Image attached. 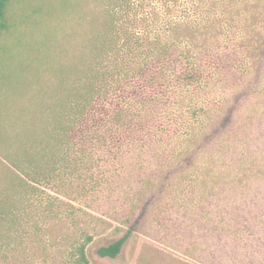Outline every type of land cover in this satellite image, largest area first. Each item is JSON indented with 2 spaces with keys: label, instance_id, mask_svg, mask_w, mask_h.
I'll return each instance as SVG.
<instances>
[{
  "label": "rangeland",
  "instance_id": "374dc122",
  "mask_svg": "<svg viewBox=\"0 0 264 264\" xmlns=\"http://www.w3.org/2000/svg\"><path fill=\"white\" fill-rule=\"evenodd\" d=\"M103 1L7 3L0 35V264H71L70 253L88 236V264H264V95L247 97L249 76L221 74L202 96V121L187 133L210 129L227 108L222 98L234 102L236 95L239 105L231 122L210 129L214 136L189 139V154L186 148L172 160V148L186 145L173 134L151 145L146 158L128 145L121 148L125 158L103 154L92 135L120 127L130 142L151 137L148 127L160 120L145 111L139 120L105 124L98 119L107 116L98 114L93 124L88 104L73 107L72 85L95 43ZM107 161L113 173H103ZM171 162L172 171L162 172ZM126 231L116 257L97 255Z\"/></svg>",
  "mask_w": 264,
  "mask_h": 264
},
{
  "label": "trees",
  "instance_id": "16d2710c",
  "mask_svg": "<svg viewBox=\"0 0 264 264\" xmlns=\"http://www.w3.org/2000/svg\"><path fill=\"white\" fill-rule=\"evenodd\" d=\"M9 1L0 0V35L7 27ZM100 13L92 31L95 43L72 85L73 107L88 104L93 124L98 114L107 116L98 119L101 124L105 120H139L145 111L153 114V120L160 116L148 127L151 137L142 135L126 142L120 127L92 135L103 154L118 159L133 150L138 158H146L151 155V145L165 142L171 134L186 144L179 151L172 148V160L186 148L189 154V139L214 136L213 126L233 120L232 108L239 105L236 95L234 102L222 98L220 102H226L227 108L223 114L216 113L210 129L187 133L202 121V96L212 78L221 74L235 71L249 76L253 83L247 97L264 95V0H104ZM123 145L131 147L129 152L122 151ZM172 164L163 165L162 172L172 171ZM125 168L127 172L131 169ZM103 173H113L109 161ZM22 182L34 191L37 188ZM128 233L98 247L97 255L116 257ZM90 241L88 236L77 243L70 253L71 264L89 263L86 248Z\"/></svg>",
  "mask_w": 264,
  "mask_h": 264
}]
</instances>
